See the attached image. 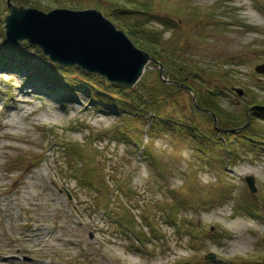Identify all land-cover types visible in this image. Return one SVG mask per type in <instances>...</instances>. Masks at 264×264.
I'll return each instance as SVG.
<instances>
[{"label":"rangeland","instance_id":"1","mask_svg":"<svg viewBox=\"0 0 264 264\" xmlns=\"http://www.w3.org/2000/svg\"><path fill=\"white\" fill-rule=\"evenodd\" d=\"M7 1L0 0V52L44 65L37 46L5 44ZM11 1L44 12L97 9L164 49L166 65L150 62L126 87H151L152 108L135 107L137 99L131 104L76 65L52 63L68 81L90 86L73 92L48 91L19 58L0 66V264H263L264 73L255 68L264 64V0ZM167 66L203 94L219 92L218 106L242 121L252 101L260 106L244 129H233L195 106L189 88L177 90ZM158 76L170 93L154 88ZM21 89L31 91L30 102L13 110ZM59 139L87 145L83 157L101 188L80 186Z\"/></svg>","mask_w":264,"mask_h":264},{"label":"water","instance_id":"2","mask_svg":"<svg viewBox=\"0 0 264 264\" xmlns=\"http://www.w3.org/2000/svg\"><path fill=\"white\" fill-rule=\"evenodd\" d=\"M7 7L10 13L3 20L7 40L11 43L27 40L54 64L76 65L111 84L130 88L140 80L147 65L155 61L97 9L56 8L44 12L17 6L11 0L7 1ZM255 70L264 73V64ZM246 181L251 191H255L254 178L249 176ZM208 258L213 259L214 255Z\"/></svg>","mask_w":264,"mask_h":264},{"label":"trees","instance_id":"3","mask_svg":"<svg viewBox=\"0 0 264 264\" xmlns=\"http://www.w3.org/2000/svg\"><path fill=\"white\" fill-rule=\"evenodd\" d=\"M128 1H130L131 4H134V5L136 4L135 2H133L131 0H128ZM120 26L130 36V38L134 41V43L136 45H138L139 47L146 48L154 56V58L158 61V63H160L162 66L165 67L166 63L163 61L164 58L162 57L164 49H162V51H159V53H158V51L156 49H154L155 45H152L151 43H147V42L143 41L142 38L138 37L134 33L138 29L135 27L132 28V25H130V23H129V25L121 24ZM142 32H144V31H142ZM5 44H9V43L7 42ZM42 56L45 57L48 62L45 63L44 65L43 64L34 65L31 63L32 58H30L28 56L22 57L18 53L4 51V52H0V66L5 65V62L6 61L8 62V60H9L8 58H13L16 60L18 58L21 59L22 60L21 65L22 66H24L26 68H30V70L31 69L37 70L36 71L37 74H33L31 77L34 79V78L39 77V75H41V77L43 78L42 80H43L48 91L63 90L66 92H73V88L78 87V85L84 86V87L89 86L88 83L80 84L76 81L75 82L74 81H72V82L68 81L58 71V70H61V68L59 66L53 65L50 62L49 58L46 57L43 53H42ZM16 66H17V68L20 67L19 63L16 64ZM181 66H183V65L181 64ZM167 68H168V72L171 73V74H169V77H168L169 80L173 81L174 83H178L180 85V86L175 87L177 90H181L182 86L188 87L196 96L195 106L200 108V110L201 109L206 110V112L210 113L216 119L222 118L225 121H230V123H232V125H233V126H231V127H233V129H235V128L236 129H244L247 126V124L250 123L253 110H255L254 108H258L260 106V104L252 101L251 104L249 105L247 111H246L248 119L245 121H242L240 119V117H237L235 114H232L229 111L218 106L217 98L219 96V92H217L215 90H210L209 95L208 94L205 95L200 90H198L193 84L188 82V78H190V77L183 76L182 75L183 72L178 71L177 75L174 76V74L171 71L170 66H167ZM75 69H79V68H75ZM79 71H81V70L79 69ZM82 73L84 74V72H82ZM84 75H86V74H84ZM101 80L107 88H112L115 90L116 93H119V94L123 93L125 95L126 100L128 102H131V104H134L135 99H137L138 101H136L137 104L135 105V107H137L139 104H143L147 108H152V106L150 104L151 87L147 89L148 90L147 93H142V88L141 87L139 88V86L137 87L138 89L134 88V89L128 90V88H126V87H122L119 85H110V84L106 83L104 79H101ZM154 88L157 90H161V91L167 89L170 93L172 86L165 84L164 80L160 79L158 76ZM93 92H94V94H97L96 96H98L102 101H104L106 103H110L111 105L116 104L115 103L116 101H113V100H110L109 98H107L108 94L105 92V90L101 91L99 89H95V90H93ZM130 92L131 93L133 92L132 93L133 96L130 97V99H128ZM139 93H141V95H139V97H138L137 94H139ZM116 98H118V97L115 96L114 100H116ZM119 101H120V99H118L117 102H119ZM120 106H122V105H120ZM154 114H156L158 116L157 112H155V111H154ZM98 133H101V132H97L96 135H98ZM112 133L115 135L116 134H123L124 131L122 129H119V131L113 130ZM56 144L58 147H62V149L65 151V154L67 155V157L75 164V169H72V171H74L72 174H74L75 177L78 179L79 184L82 188L97 189V186L99 188H101L103 178H101V176L97 174V173H99L97 171V169L95 170V167H92L91 164L88 163V158L83 157L82 147L83 148L86 147L87 146L86 144H82V143L81 144H79V143L72 144L71 142H68L65 139L56 140ZM229 152H230V149H229ZM96 167H97V165H96ZM119 218H120V220H123L122 217L119 216ZM127 224H128V222H127ZM130 226H132V225H130Z\"/></svg>","mask_w":264,"mask_h":264},{"label":"bare ground","instance_id":"4","mask_svg":"<svg viewBox=\"0 0 264 264\" xmlns=\"http://www.w3.org/2000/svg\"><path fill=\"white\" fill-rule=\"evenodd\" d=\"M30 93H31V91L28 89L19 90L18 93L14 95L13 103L10 104V107L13 110H19L22 107V105L28 104L30 102V100L27 99V97L30 96ZM6 124H7V122L4 123V125H6ZM11 263H12L11 259H5L2 261V264H11Z\"/></svg>","mask_w":264,"mask_h":264}]
</instances>
